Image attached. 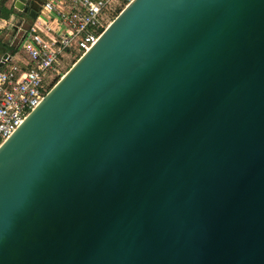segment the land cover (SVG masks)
Instances as JSON below:
<instances>
[{"label":"water","instance_id":"1","mask_svg":"<svg viewBox=\"0 0 264 264\" xmlns=\"http://www.w3.org/2000/svg\"><path fill=\"white\" fill-rule=\"evenodd\" d=\"M0 264H264V0H132L0 147Z\"/></svg>","mask_w":264,"mask_h":264},{"label":"built area","instance_id":"2","mask_svg":"<svg viewBox=\"0 0 264 264\" xmlns=\"http://www.w3.org/2000/svg\"><path fill=\"white\" fill-rule=\"evenodd\" d=\"M132 0H44L37 18L21 30L13 60L0 67V147L41 104L63 62L81 58L111 24L113 13Z\"/></svg>","mask_w":264,"mask_h":264},{"label":"crops","instance_id":"3","mask_svg":"<svg viewBox=\"0 0 264 264\" xmlns=\"http://www.w3.org/2000/svg\"><path fill=\"white\" fill-rule=\"evenodd\" d=\"M15 0H1V2H4V7L11 11L10 15L11 17L15 18V21L18 23L20 21H23L21 23V30H23L25 27H27L32 20L28 18L25 14L22 12H19L17 10H14L13 8V2ZM69 1V0H64ZM120 9L117 8V10ZM15 21L11 20H5L3 18V12L0 11V60L2 58V55L4 53H9V55L12 57L13 60H17L20 57H23V55H20V52H15L18 46L19 41V30L17 31H11V26Z\"/></svg>","mask_w":264,"mask_h":264},{"label":"rangeland","instance_id":"4","mask_svg":"<svg viewBox=\"0 0 264 264\" xmlns=\"http://www.w3.org/2000/svg\"><path fill=\"white\" fill-rule=\"evenodd\" d=\"M125 8V6L120 7V9L116 10L113 13V17L111 22H113L115 20V18L121 13V11ZM18 38H20V35L18 36ZM79 60V58L77 57H71L70 59H67L63 62L62 68H61V72L60 75L57 76L56 80H55V84L56 85L57 82L66 75V73L72 68V66Z\"/></svg>","mask_w":264,"mask_h":264},{"label":"trees","instance_id":"5","mask_svg":"<svg viewBox=\"0 0 264 264\" xmlns=\"http://www.w3.org/2000/svg\"><path fill=\"white\" fill-rule=\"evenodd\" d=\"M0 11L3 12V18H4L5 20H7V19H8V16H9L10 13H11V11H8V10L4 7V2H1V0H0ZM15 52H16V50H15Z\"/></svg>","mask_w":264,"mask_h":264},{"label":"bare ground","instance_id":"6","mask_svg":"<svg viewBox=\"0 0 264 264\" xmlns=\"http://www.w3.org/2000/svg\"><path fill=\"white\" fill-rule=\"evenodd\" d=\"M63 78V77H62Z\"/></svg>","mask_w":264,"mask_h":264}]
</instances>
